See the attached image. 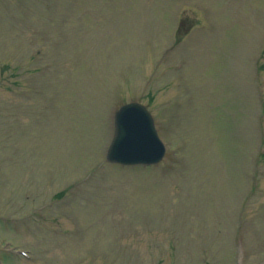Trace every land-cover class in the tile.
Returning <instances> with one entry per match:
<instances>
[{"label":"rangeland","instance_id":"rangeland-1","mask_svg":"<svg viewBox=\"0 0 264 264\" xmlns=\"http://www.w3.org/2000/svg\"><path fill=\"white\" fill-rule=\"evenodd\" d=\"M259 64L264 0H0L3 264H264ZM130 100L159 165L106 161Z\"/></svg>","mask_w":264,"mask_h":264},{"label":"water","instance_id":"water-1","mask_svg":"<svg viewBox=\"0 0 264 264\" xmlns=\"http://www.w3.org/2000/svg\"><path fill=\"white\" fill-rule=\"evenodd\" d=\"M115 135L107 158L125 164L155 163L165 154L155 123L148 109L140 103L124 105L116 112Z\"/></svg>","mask_w":264,"mask_h":264}]
</instances>
